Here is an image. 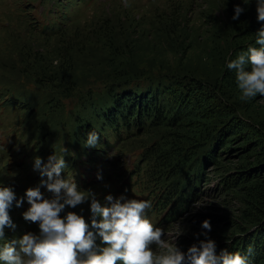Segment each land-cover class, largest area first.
Listing matches in <instances>:
<instances>
[{"label": "rangeland", "instance_id": "obj_1", "mask_svg": "<svg viewBox=\"0 0 264 264\" xmlns=\"http://www.w3.org/2000/svg\"><path fill=\"white\" fill-rule=\"evenodd\" d=\"M237 4L245 11L233 20ZM260 23L256 0H0V184L24 197L41 181L34 158L65 148L78 187L102 205L109 194L150 199L162 238L181 231L183 251L206 238L197 234L208 219L217 254L251 246L264 264V224L246 201L264 183V96L241 100L226 67ZM150 83L162 119L102 128L115 93ZM87 127L104 142L85 146ZM29 207L13 202L6 239L39 232ZM67 211L91 221L90 201Z\"/></svg>", "mask_w": 264, "mask_h": 264}, {"label": "clouds", "instance_id": "obj_2", "mask_svg": "<svg viewBox=\"0 0 264 264\" xmlns=\"http://www.w3.org/2000/svg\"><path fill=\"white\" fill-rule=\"evenodd\" d=\"M250 2L243 0L244 5ZM244 11L245 7L237 4L232 19H238ZM256 11L257 20L264 22V0H256ZM226 67L236 73L241 100L264 96V26L255 33L254 44L229 59ZM99 143L100 133L89 131L84 145L95 148ZM66 151L56 150L46 163L39 156L34 158L33 167L41 181L28 188L24 197L17 199L13 188L0 184V264H253L251 246L244 252L225 249L217 254L216 241L207 238L212 228L208 219L201 224L202 233L197 234L206 238L183 251L176 243L181 231L174 242L162 238L164 229L148 214L150 199L123 194L114 198L109 194L102 205L95 192L78 187L68 171ZM62 172L67 175L62 176ZM42 187L51 197H45ZM25 198L30 207L23 217L38 223L39 232L6 239L5 229L16 227L9 210L14 201L21 207ZM89 201L90 223L82 214L65 212Z\"/></svg>", "mask_w": 264, "mask_h": 264}, {"label": "trees", "instance_id": "obj_3", "mask_svg": "<svg viewBox=\"0 0 264 264\" xmlns=\"http://www.w3.org/2000/svg\"><path fill=\"white\" fill-rule=\"evenodd\" d=\"M262 26H264V22L260 23V25L255 29L254 33L257 32ZM151 87V83L149 86L143 87L138 85L135 87L125 85V87L123 88V93H121L120 95L115 93L107 107L99 114L101 119H103V124H105V126H103L102 128L105 129L106 126H108L109 129H120L122 125H126L127 129H131L132 124H134V126H141L143 121L151 117V115L152 117L157 116L159 117V119H162L164 117V113H162L161 107L157 102L158 95H160L161 92L155 91L156 95L154 96V99H156V101L154 103H151V95L155 94L151 93ZM196 88V92H199L198 90L202 89L198 85L196 86ZM204 102V100H201V103ZM152 106H155V109L153 111L151 109ZM93 129L94 127H87L84 128L83 131L85 133H88L89 131H93ZM97 132L101 135V132H99V130ZM102 142H104V139L100 136V143ZM260 145L262 146V150H260L259 155L264 159V141L261 142ZM260 163L264 168V160H262V162ZM192 179L194 182H196L195 178ZM262 182L263 181H257V183L251 186L250 190H248L247 192L246 201L250 204L249 206L253 211L255 222H263L264 224V183ZM183 206L184 203H180L177 209L182 208ZM257 258L258 255H252L253 264H258L259 261L257 260Z\"/></svg>", "mask_w": 264, "mask_h": 264}]
</instances>
